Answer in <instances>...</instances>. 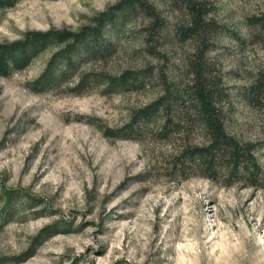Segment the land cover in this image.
Masks as SVG:
<instances>
[{
	"label": "rangeland",
	"instance_id": "374dc122",
	"mask_svg": "<svg viewBox=\"0 0 264 264\" xmlns=\"http://www.w3.org/2000/svg\"><path fill=\"white\" fill-rule=\"evenodd\" d=\"M118 1L0 6V41L111 15L103 46H78L64 73L66 59L54 57L63 44H51L0 74V264H264V97H245L264 71V32L253 22L264 0H202L215 22L206 57L226 129L254 143L258 163L252 177L217 178L179 175L169 140L143 122L130 130L135 110L183 77L193 43L174 32L171 0H149L164 22L158 37L147 9ZM125 70L136 80L107 78Z\"/></svg>",
	"mask_w": 264,
	"mask_h": 264
},
{
	"label": "trees",
	"instance_id": "16d2710c",
	"mask_svg": "<svg viewBox=\"0 0 264 264\" xmlns=\"http://www.w3.org/2000/svg\"><path fill=\"white\" fill-rule=\"evenodd\" d=\"M14 0H0V6ZM179 9L173 30L180 40H191L192 50L184 59L183 77L167 81L161 92L151 101L138 107L132 115L130 130L143 122L151 134L169 140V164L183 177L200 174L217 178L227 177L237 171L256 173L258 163L254 143L242 140L230 133L225 125L220 77L208 62L206 52L211 45L215 22L208 17V7L202 0H171ZM147 9L153 34L163 36V19L149 0H119L114 8ZM111 16L103 11L95 16V24H85L79 29L48 28L30 29L21 37L0 41V74L25 66L38 52L51 44H63L54 54L65 60L62 73L72 64V54L78 46H103L102 25ZM253 22L264 32V13L253 17ZM152 34V35H153ZM90 47V48H91ZM155 49V48H154ZM154 49H151L154 51ZM116 85L133 82L131 72L108 76ZM245 97L256 104L264 97V71H259L246 86ZM128 135V133H123Z\"/></svg>",
	"mask_w": 264,
	"mask_h": 264
}]
</instances>
